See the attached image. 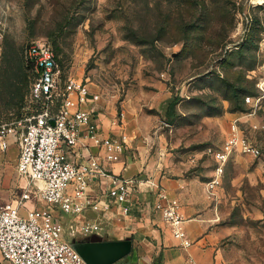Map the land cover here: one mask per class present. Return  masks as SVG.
Returning a JSON list of instances; mask_svg holds the SVG:
<instances>
[{"label": "rangeland", "instance_id": "1", "mask_svg": "<svg viewBox=\"0 0 264 264\" xmlns=\"http://www.w3.org/2000/svg\"><path fill=\"white\" fill-rule=\"evenodd\" d=\"M35 41L53 47L65 77L86 81L144 133L167 120L176 148L200 152L211 167L205 148L220 147L237 116L262 154L228 162L212 196L213 229L222 264H264V0H0V72L3 53L25 61ZM37 108L31 91L2 105L0 121ZM63 215L70 239L78 221Z\"/></svg>", "mask_w": 264, "mask_h": 264}, {"label": "built area", "instance_id": "2", "mask_svg": "<svg viewBox=\"0 0 264 264\" xmlns=\"http://www.w3.org/2000/svg\"><path fill=\"white\" fill-rule=\"evenodd\" d=\"M25 55L35 71L32 97L38 108L20 121L0 124L3 140L10 135H19L17 171L26 181L25 191L19 198L0 200V259L11 264H88L73 247L72 240L64 237L63 214L76 217L89 205L103 211L116 206L123 214H128L132 188L144 182L155 195L153 211L160 214L174 238L181 240L183 246H190L192 242L187 237L186 219L180 211V203L170 197L160 183L151 178L144 181L110 172L108 166L116 161V153L123 149L126 136L116 143L100 132L88 109L90 102L99 100V94L93 92L86 81L65 77L62 63L50 44L32 42ZM247 101L251 102V98ZM259 103L260 99L252 102L253 112ZM23 124L24 130L20 131L18 126ZM166 129L171 130L172 125L163 120L154 132ZM83 136L91 139L100 150H106L105 155H87L86 148L79 150ZM204 152L214 160V174L207 182L210 196L215 194L228 162L236 153L254 157L262 154L260 146L244 134L238 118L232 120L222 145L207 146ZM97 177L110 178L107 196L112 202L91 201L88 190L91 181ZM34 199L46 207H29L27 202ZM77 223L74 238L84 239L94 234L93 225ZM188 264L196 263L190 257Z\"/></svg>", "mask_w": 264, "mask_h": 264}, {"label": "crops", "instance_id": "3", "mask_svg": "<svg viewBox=\"0 0 264 264\" xmlns=\"http://www.w3.org/2000/svg\"><path fill=\"white\" fill-rule=\"evenodd\" d=\"M88 109L101 133L116 143L122 140L123 135L126 136L123 149L116 153V161L108 166L110 172L139 177L144 181L151 178L160 183L170 197L180 203V211L186 219L187 237L192 244L183 246L181 240L174 238L160 214L153 211L155 195L145 182L132 188L131 209L128 214H123L116 206L110 211H103L89 205L80 215L73 217L81 223L93 225L94 234L108 240L131 238L132 249L123 259L125 264H188L190 257L196 264H222V255L217 249L219 233L213 229V199L207 192V182L214 174V162L211 167L201 156H197L202 155L200 152L187 147L176 148L174 137L166 131L144 133L138 119H126L125 116L121 118L114 106L100 98L90 102ZM222 125L219 130L223 131L226 123ZM18 137L19 135H10L5 140L0 138L2 201L17 199L25 191L26 181L20 178L17 171L20 154ZM84 148L87 149V155L100 154L103 157L106 152L85 136L81 139L79 150ZM78 159L82 161L79 157ZM109 179L97 177L91 181L88 190L91 201L112 202L107 196L111 187ZM27 205L46 207L35 199L29 200ZM22 213L25 214L26 210L23 209ZM74 237L72 234L69 240ZM1 264L11 263L2 260Z\"/></svg>", "mask_w": 264, "mask_h": 264}, {"label": "trees", "instance_id": "4", "mask_svg": "<svg viewBox=\"0 0 264 264\" xmlns=\"http://www.w3.org/2000/svg\"><path fill=\"white\" fill-rule=\"evenodd\" d=\"M26 77L27 79H32V83L35 80V71L33 65L26 59L15 60L13 57L9 59L6 53L2 54V67L0 72V108L2 105L7 107L15 105L23 100L24 96L29 92L31 95L32 88L29 90L23 91V87L21 85V81H19L20 77ZM3 94V95H2ZM2 95V96H1ZM4 96L6 100L4 99ZM4 100V101H3ZM3 101V103H2ZM174 111V103L169 104L168 109L166 111L167 119H173ZM7 121H0V124Z\"/></svg>", "mask_w": 264, "mask_h": 264}, {"label": "water", "instance_id": "5", "mask_svg": "<svg viewBox=\"0 0 264 264\" xmlns=\"http://www.w3.org/2000/svg\"><path fill=\"white\" fill-rule=\"evenodd\" d=\"M50 122L55 123L54 119ZM72 245L88 264H125L123 259L131 252L132 240H108L93 234L84 239L73 238Z\"/></svg>", "mask_w": 264, "mask_h": 264}]
</instances>
